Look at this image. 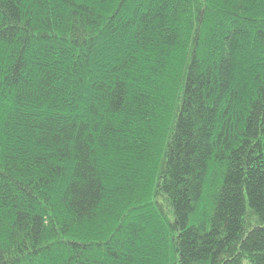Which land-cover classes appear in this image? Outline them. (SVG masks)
<instances>
[{
    "label": "trees",
    "instance_id": "1",
    "mask_svg": "<svg viewBox=\"0 0 264 264\" xmlns=\"http://www.w3.org/2000/svg\"><path fill=\"white\" fill-rule=\"evenodd\" d=\"M0 264H264V0H0Z\"/></svg>",
    "mask_w": 264,
    "mask_h": 264
}]
</instances>
